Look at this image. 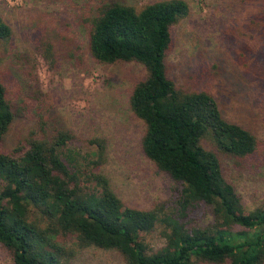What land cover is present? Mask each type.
<instances>
[{
  "label": "trees",
  "instance_id": "obj_1",
  "mask_svg": "<svg viewBox=\"0 0 264 264\" xmlns=\"http://www.w3.org/2000/svg\"><path fill=\"white\" fill-rule=\"evenodd\" d=\"M92 12L82 19L91 58L136 63L146 72L129 108L145 126L142 152L178 187L177 206H126L102 172L106 141L90 139L84 154L71 148L75 135L61 118L42 103L33 108L11 101L0 74V146L17 119H34L23 141L0 150V244L12 264H72L76 251L58 239L81 250H114L124 264H264V203L246 211L222 166V158L241 164L264 156L259 140L225 118L208 91L183 89L168 75L171 29L187 18V2L158 0L138 8L97 0ZM11 38L0 16V45ZM35 45L52 70L58 59L72 56L66 43L41 37ZM198 205L209 208L212 225H193L188 210ZM157 225L165 245L151 251L143 237Z\"/></svg>",
  "mask_w": 264,
  "mask_h": 264
},
{
  "label": "rangeland",
  "instance_id": "obj_2",
  "mask_svg": "<svg viewBox=\"0 0 264 264\" xmlns=\"http://www.w3.org/2000/svg\"><path fill=\"white\" fill-rule=\"evenodd\" d=\"M142 7L158 0H121ZM187 18L171 29L172 50L167 57L169 77L186 90H206L225 118L252 132L264 152V28L260 0H185ZM97 0H0V16L12 38L0 45V74L11 101L35 108L42 105L58 115L75 135L72 147L82 154L94 137L106 141L102 172L112 190L131 208L177 206L178 187L144 155L145 126L129 108V96L145 77L136 63L102 64L87 49L84 17L93 14ZM43 37L69 44L71 58L58 59L52 70L36 46ZM61 48L60 46H58ZM64 47V46H63ZM64 50V49H62ZM74 50V51H73ZM34 119H17L0 146L10 151L27 136ZM262 152V153H263ZM223 174L241 197L246 211L264 203V156L241 164L222 158ZM193 225L207 227L213 219L207 206L188 210ZM157 225L144 242L149 250L165 245ZM61 245L76 251L72 264H124L114 250L78 249L69 240ZM0 264H12L0 244ZM194 264H213L194 262Z\"/></svg>",
  "mask_w": 264,
  "mask_h": 264
}]
</instances>
